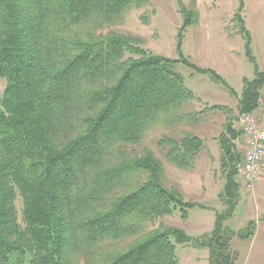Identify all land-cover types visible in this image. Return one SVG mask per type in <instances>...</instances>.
Returning <instances> with one entry per match:
<instances>
[{
  "label": "trees",
  "instance_id": "obj_1",
  "mask_svg": "<svg viewBox=\"0 0 264 264\" xmlns=\"http://www.w3.org/2000/svg\"><path fill=\"white\" fill-rule=\"evenodd\" d=\"M177 1L182 42L198 12ZM147 2L0 0V78L7 82L0 99V264H180L177 245L207 250L208 264H236L233 239L254 236V221L238 232L229 225L244 160L236 144L243 133L232 117L219 140L226 183L213 230L193 238L176 226L149 229L177 210L186 220L198 207L166 188L153 152L136 151L151 129L181 120L197 99L174 67L183 63L238 95L211 69L154 55L132 37L99 36ZM243 2L235 21L255 73L244 80L236 122L264 99ZM211 109L233 114L224 105ZM161 143L167 160L186 171L206 149L192 133Z\"/></svg>",
  "mask_w": 264,
  "mask_h": 264
},
{
  "label": "rangeland",
  "instance_id": "obj_2",
  "mask_svg": "<svg viewBox=\"0 0 264 264\" xmlns=\"http://www.w3.org/2000/svg\"><path fill=\"white\" fill-rule=\"evenodd\" d=\"M184 3L198 12V20L183 31L182 42L179 35L184 19L177 0H148L145 5L133 7L122 24L100 31L99 36L117 33L138 39L140 47L154 55L173 60L186 59L201 69L215 71L241 94L243 78L253 80L255 73L254 65L246 56V43L239 34L240 26L235 21L242 0H184ZM243 4L241 14L250 32L253 55L260 70H264V0H244ZM128 57L130 55H126ZM174 71L182 76L186 87L196 94L197 99L181 111V120L170 119L151 129L144 144L136 151L139 156L146 150L153 152L164 167L163 183L166 188L177 191L185 202L198 204V207L189 210L186 220L177 210L172 216L158 219L149 229H157L162 225L176 226L185 230L190 237L198 238L206 231H211L216 213L224 210L219 199L226 183L219 140L230 117L235 121V127L243 133L236 144L244 157L247 137L240 128L239 120H235L238 116V94L233 97L209 76L198 74L183 63L177 64ZM6 83L0 78V99L4 97ZM208 90H213L218 96H223L224 91L230 95V101L224 106L232 111L231 116L225 111L212 110L210 105L198 98L197 93L203 97L209 93ZM222 99L226 98L223 96ZM186 113L196 116L184 118ZM252 117L263 129L264 99ZM185 133L197 135L206 143V149L198 155L191 171L172 165L166 158L168 149L161 143L165 137L179 140ZM239 175L238 172L241 199L229 225L236 232L245 229L251 221L256 222V227L254 236L245 240L233 239L232 247L239 253L236 264H264V201L258 204L251 199L260 181L253 190H249ZM176 247L180 264H208L207 250L196 249L191 245Z\"/></svg>",
  "mask_w": 264,
  "mask_h": 264
},
{
  "label": "built area",
  "instance_id": "obj_3",
  "mask_svg": "<svg viewBox=\"0 0 264 264\" xmlns=\"http://www.w3.org/2000/svg\"><path fill=\"white\" fill-rule=\"evenodd\" d=\"M239 122L247 137V152L238 172L248 189L253 190L264 172V130L252 116H242Z\"/></svg>",
  "mask_w": 264,
  "mask_h": 264
},
{
  "label": "crops",
  "instance_id": "obj_4",
  "mask_svg": "<svg viewBox=\"0 0 264 264\" xmlns=\"http://www.w3.org/2000/svg\"><path fill=\"white\" fill-rule=\"evenodd\" d=\"M248 79V77L243 78V84H244V80ZM244 87V86H243ZM209 91V90H208ZM223 92V91H222ZM239 97H240V92H236ZM223 94V93H222ZM198 98H200L204 103L210 105V106H214V105H226L228 104V102L230 101V95L224 91V98L226 99H222L223 96H218L216 95L213 90L209 91L208 94H205L203 97H201V95L199 96L197 93ZM263 130H264V118H263ZM251 199H253V201L257 202L258 204H261L262 201H264V173L262 176V179L260 180V183L258 184V187L254 189L253 194L251 195ZM198 205V204H197ZM214 225H215V217H214ZM214 225L212 226L211 231L214 228ZM209 230V229H208ZM210 231V232H211ZM205 233H209V232H205ZM204 233V234H205Z\"/></svg>",
  "mask_w": 264,
  "mask_h": 264
}]
</instances>
